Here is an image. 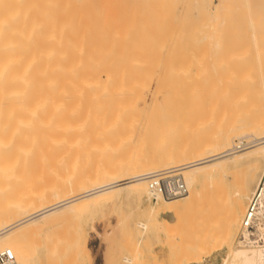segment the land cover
Masks as SVG:
<instances>
[{"label":"bare ground","instance_id":"1","mask_svg":"<svg viewBox=\"0 0 264 264\" xmlns=\"http://www.w3.org/2000/svg\"><path fill=\"white\" fill-rule=\"evenodd\" d=\"M154 1L0 0V251L13 264L44 218L111 194L150 202L162 172L186 193L154 197L155 232L184 239L194 263L227 246L222 264H264V249L230 247L253 190L223 202L216 181L264 159V0Z\"/></svg>","mask_w":264,"mask_h":264},{"label":"rangeland","instance_id":"2","mask_svg":"<svg viewBox=\"0 0 264 264\" xmlns=\"http://www.w3.org/2000/svg\"><path fill=\"white\" fill-rule=\"evenodd\" d=\"M124 1L126 4H128V1L129 3L138 2L142 5H149L156 2L154 0ZM125 2H122V4ZM232 118L233 116L231 113L221 118L223 130L231 129L229 122ZM250 141L251 139L249 138H243L240 140V143L241 145H246V143ZM234 142L238 143L236 139ZM233 166L231 165L226 168L227 171H224L220 176L221 178H217V183L219 182L218 180L222 181L220 184L218 183L220 186L215 182L216 186L219 187H217V194L221 197L222 201H225L226 198L237 193L240 188L244 189L246 192L248 191L247 196L249 197L259 176L264 172V159L258 160L253 165L241 163ZM120 196L111 194V197H106L107 203L105 199L101 202L91 201V203H88L90 201H87V203L85 202L86 204H76L72 209H67V212L63 210L66 212L63 215L59 216V214L63 213V211H60L44 218L42 224L30 228L25 246V258L27 259L23 258L28 262L25 261L23 264H222L226 254H229V250H227L229 248L227 246L220 247L217 250L211 249L209 250L210 252L208 251V254L201 256L198 260L199 263H194L190 254H183L182 252L181 248L184 244V239H167V236L161 231L157 230L155 232V228L159 229L157 223L146 221V210L148 206L155 205L154 201L147 202L143 199L142 201L138 200V202H136L137 199L134 197L128 196L127 198L125 195ZM98 202H100V206L96 207ZM245 203H247V200H245ZM162 217L168 220L172 219L170 216ZM158 221L160 222L161 220L159 219ZM138 222L146 223L147 228L145 230L139 229L136 225ZM235 232L237 233H234L232 236L234 238L231 240V248L237 247L236 240L239 229ZM126 234L127 236H123ZM128 236L131 238L130 241H128L129 244H132L131 247V244L129 245L128 242L124 244L126 243V238L129 239ZM123 237L126 238L124 239ZM6 242V240L0 239V244L8 246ZM134 244L137 249H133ZM172 246L174 249H172ZM113 250L114 252H112ZM176 255L179 256V258ZM125 258L129 259L132 263L126 262Z\"/></svg>","mask_w":264,"mask_h":264},{"label":"built area","instance_id":"3","mask_svg":"<svg viewBox=\"0 0 264 264\" xmlns=\"http://www.w3.org/2000/svg\"><path fill=\"white\" fill-rule=\"evenodd\" d=\"M148 188L151 193V201H156L155 196L164 199L181 197L186 193V187L179 180L175 172H162L158 176L150 178ZM264 173L253 189L240 222V231L237 243L240 246L253 249H264ZM13 257L8 251H0V264H13Z\"/></svg>","mask_w":264,"mask_h":264}]
</instances>
